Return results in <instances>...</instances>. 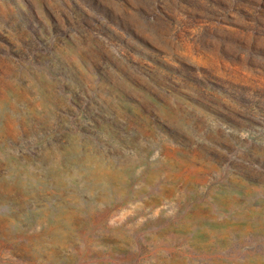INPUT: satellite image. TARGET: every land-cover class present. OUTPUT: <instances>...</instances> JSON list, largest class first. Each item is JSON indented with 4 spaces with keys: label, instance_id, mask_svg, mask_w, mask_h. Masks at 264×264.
<instances>
[{
    "label": "rangeland",
    "instance_id": "374dc122",
    "mask_svg": "<svg viewBox=\"0 0 264 264\" xmlns=\"http://www.w3.org/2000/svg\"><path fill=\"white\" fill-rule=\"evenodd\" d=\"M0 264H264V0H0Z\"/></svg>",
    "mask_w": 264,
    "mask_h": 264
}]
</instances>
